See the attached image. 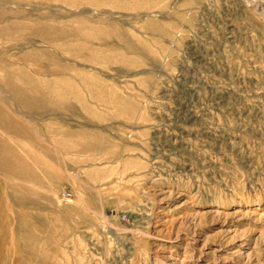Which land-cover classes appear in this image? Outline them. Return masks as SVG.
Masks as SVG:
<instances>
[{"label": "rangeland", "instance_id": "rangeland-1", "mask_svg": "<svg viewBox=\"0 0 264 264\" xmlns=\"http://www.w3.org/2000/svg\"><path fill=\"white\" fill-rule=\"evenodd\" d=\"M263 3L10 7L11 20L67 24L74 35L60 38L86 42L92 60L83 64L21 28L0 37L12 65L35 78L17 81L39 108L17 106L0 83V117L21 119L27 131L0 124V137L21 153L13 163L26 173L8 174L2 165L11 159L0 152V193L14 205V196L25 199L18 217L38 232L37 242H26L34 249L18 241L19 252L2 264H264ZM89 20L103 26L84 41ZM19 38L23 46L12 44ZM40 48L56 58L22 59ZM0 75L10 76L1 65Z\"/></svg>", "mask_w": 264, "mask_h": 264}, {"label": "bare ground", "instance_id": "bare-ground-1", "mask_svg": "<svg viewBox=\"0 0 264 264\" xmlns=\"http://www.w3.org/2000/svg\"><path fill=\"white\" fill-rule=\"evenodd\" d=\"M47 1H51L52 3H56L57 0H0V37L6 38L11 31L18 30L20 31V28L26 31V36L28 35L29 38L32 36L37 37L39 42H45L49 44V46L54 47V48H62L63 50H66L72 54H74L81 62H86L92 60V55L90 53V46L86 43H79L80 41H72V40H62L65 38H60V34H67V35H74L72 31L69 30L67 33V24H62L61 22L57 26L56 24L53 23H47L41 21L40 18H28V19H14L11 20L7 17H5L7 14L11 16V8L13 5L21 6V5H26L29 3H46ZM257 1V0H256ZM262 1V0H260ZM261 4V2H259ZM250 4V3H249ZM264 4V3H263ZM5 5L7 6V10H2L1 7ZM257 5V4H256ZM261 6V5H260ZM254 8V7H253ZM165 10L162 8L159 12H164ZM257 12V11H256ZM261 12V11H260ZM144 15L149 16L151 14L150 11L143 12ZM15 16H17L16 13H14ZM8 16V17H9ZM12 17V16H11ZM3 19H5L3 21ZM73 21H78L80 20L77 17H73ZM37 24L39 25L40 28L38 27ZM53 24V25H52ZM103 22L100 20H89L88 23L83 24L81 32L83 34L82 39L84 41L90 40L91 38L98 37L102 27ZM25 36V37H26ZM81 39V40H82ZM22 41H25L24 39L19 38L17 42L12 43L16 44V46H23ZM28 41V40H27ZM61 41V42H60ZM26 44V43H25ZM8 46L6 44L1 45L0 47V65L4 66V72L6 74H9V77H6V75H0V83L4 84L5 91L10 93L12 95V98L15 100L17 103V106H20L21 108L25 109L26 111L32 112L35 110H38V105L34 103L30 96V92L26 89L27 86L20 85L18 83V79L24 80V82L32 83V76L27 77V75L20 74L19 71H23V68H15L12 64H14V57H11L8 55L5 51V48ZM84 48L85 53L79 52L80 49ZM3 51V52H1ZM23 54V60L29 61V60H34L36 63L42 64L41 58L39 59L38 56H49L48 59L54 60L53 58H56L54 54L46 51L43 48L38 49L36 52H24ZM13 62H10L12 61ZM128 63L130 60H126ZM136 63V64H141V60H136L134 59L131 64ZM50 73L53 74L52 71ZM82 70H76L75 74L76 77H80L82 75L81 81L87 85L88 79L87 77L84 76ZM35 79V78H34ZM0 90H2L0 88ZM77 90L76 87H71V90L68 92H72ZM1 103V102H0ZM10 108L13 110L12 105ZM9 108V109H10ZM15 113V112H14ZM7 119L12 123L6 122ZM0 124L1 126L7 130L8 132L10 131H15L18 133L24 134V131L26 128L23 124V121L21 119H14L12 118L8 113L7 115H3V117H0ZM16 128H15V127ZM17 130V131H16ZM59 133L66 134V131L59 130ZM8 142L4 140L3 137H0V152L2 155L5 157L10 158L11 160L8 162H5L2 167L8 172V174L14 176H25V172L21 170V168H18L13 162L14 160L21 159L22 156L20 151H18L16 148L9 146L7 144ZM6 145L9 148H6ZM43 151H46L45 149H42ZM28 170V167H26ZM15 199H17L20 203L19 205H14L13 203H10V195L9 192L3 191L0 193V264L6 263L9 260L10 254L13 253H18L19 252V243H21V250L32 248L34 249L33 246L27 245V241L31 240L32 242H37L38 240V232L28 229L27 223L24 222L23 220L19 219V215L24 214L26 211L22 208L24 205L25 200L21 196H14ZM5 198L7 200V203H3L2 200ZM4 201V200H3ZM19 206V207H17ZM30 214V213H29ZM12 217V219H9V217ZM10 238L11 246L7 245V242ZM19 243L17 244V242ZM194 248V247H193Z\"/></svg>", "mask_w": 264, "mask_h": 264}]
</instances>
